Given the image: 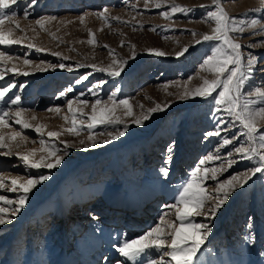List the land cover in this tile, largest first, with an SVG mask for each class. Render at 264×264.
Masks as SVG:
<instances>
[{"label": "rangeland", "instance_id": "374dc122", "mask_svg": "<svg viewBox=\"0 0 264 264\" xmlns=\"http://www.w3.org/2000/svg\"><path fill=\"white\" fill-rule=\"evenodd\" d=\"M145 3L146 0H37L31 5L29 0H19L11 5L16 13L14 20L23 29L14 31L13 37L26 38L20 44L0 45V51L12 57L0 63V71L16 69L5 71L4 78L0 79V88L14 86L5 100L0 101V114L10 113L6 117L10 127L0 128V134L7 137L8 133L18 131L21 136L10 142L11 155H3L7 149L0 148V178L5 182L0 195L16 199L19 193L7 191L12 179L23 182L40 174L51 178L29 194L26 207L11 223L0 225V264H24V257L26 264H42L43 258L38 256L42 246L49 252L44 256L45 264H134L120 255L118 246L125 240L145 235L161 223L162 217L168 221L175 219L174 209L166 206L176 203L200 160L209 155L218 157L201 166L217 170L216 180L203 182L209 193H213L218 183L233 176L243 177L258 166L256 158L242 159L235 153V147L247 146V137L243 134L246 130L226 111H217L218 106L211 97L181 98L186 88L190 91L202 83L201 77L215 78L212 73L202 71L200 65L217 42L195 43L203 34H211L215 26L214 22H204L206 13L215 10L212 0H167L160 8L154 6L155 0H148L147 7ZM173 4L191 11L164 18L161 13L170 11ZM223 7L245 29L243 33H230L243 46L245 65L249 54L257 60L241 99H251L250 107L254 111L264 108V101L248 95L254 88L264 89V43H261L264 41V0H223ZM104 9H107V21L97 16ZM44 17L57 19L46 22L41 29L35 20ZM80 17H84L83 22ZM251 21L257 22L255 28L249 27ZM12 27L5 22V30ZM90 32L95 43H89ZM29 44L35 47L30 48ZM185 46L189 51L178 57L176 53ZM148 49H158L166 55L156 56ZM110 50L114 54L110 55ZM25 59L31 63L24 64ZM114 59L127 61L120 76L98 70L108 69ZM61 64L65 67L61 68ZM113 93L117 102L129 100L133 115L127 116L126 109L120 105L115 116L124 123L97 124L89 129L91 105L97 99L111 105L109 98ZM17 95L20 104L12 105L10 99ZM69 100L73 101V110L86 114H76L79 135L66 131L72 127L73 118L68 110ZM157 104L169 107L153 113L143 125L133 122ZM17 107L25 110L22 118L32 127L24 129L15 123L11 113ZM55 108L60 109L59 113L48 111ZM33 116L35 120L31 119ZM257 123L264 132V120ZM125 124V135L110 140L108 133L123 130ZM217 130L219 136H206ZM49 132L61 134L49 137ZM90 135L94 140L88 139ZM224 138L232 139L233 143L222 147ZM41 140L45 145H41ZM104 140L110 142L103 144ZM65 142L71 147L58 168H29L20 159L35 149L32 159L38 161L47 155L41 151L43 147L51 144L63 150ZM94 142L96 146H92ZM169 146H172L171 153L167 151ZM169 156L171 163H166ZM163 168L168 169L167 177L162 175ZM107 185L112 189L106 195L111 205L106 219L102 212L90 210L95 209L91 202L98 197L103 199ZM241 185L231 191L214 218L192 217L193 222L206 223L212 229L197 254V264H264V173H257L246 183L241 180ZM150 192L152 197H148ZM165 193L170 195L169 205L159 203L157 209H150V200H156L157 205L164 200ZM213 203L210 199L204 210ZM63 204L68 206V215L62 218L54 211ZM82 207H86L89 218H95L81 220L83 225L75 235L73 231ZM126 213L130 214V220L124 219ZM54 222L61 224L55 231ZM88 222L98 230L91 238L87 236ZM39 232L53 233L55 242L35 239ZM60 232H64L66 241ZM162 254L163 250L149 249L136 264L159 260Z\"/></svg>", "mask_w": 264, "mask_h": 264}, {"label": "snow or ice", "instance_id": "6c2138e0", "mask_svg": "<svg viewBox=\"0 0 264 264\" xmlns=\"http://www.w3.org/2000/svg\"><path fill=\"white\" fill-rule=\"evenodd\" d=\"M19 0H0V45H13L20 44L22 38H14V31H23L17 21L14 20L16 13L11 10V5H15ZM167 0H155L154 6L156 8L162 7L163 3ZM31 5H35L37 0H29ZM148 6V0H146L145 7ZM212 6L215 10H210L206 13L204 17V22H214L215 26L211 30V34H203L201 39L195 41L196 44H201L203 42H217V45L212 48V51L207 55L202 64L200 65L201 70L205 72L212 73L214 79H208L206 77H201L202 83L192 90L185 89V92L181 95V98L189 97H201L207 99L211 97L215 104L218 106L217 111H226L229 116L233 118L235 122H239L241 126L246 130L244 135L247 137V146L241 144L239 147H235L234 151L236 154L240 155L242 159L252 160L254 158L258 161V166L254 167L250 173H245L243 177L233 176L231 179L218 183L214 188L213 193H209L204 186L203 182L212 179L216 180V169H208L203 166L206 161H211L217 159L213 155L207 156L205 159L200 160L199 166H197L190 174V179L183 185V190L180 191L176 203L169 205L171 209H174L175 219L173 221H168L161 218V223L156 227L152 228L145 235L140 236L136 239L125 240L120 246H118L117 251L121 256L126 258L127 261H132L134 264L138 262V258L144 256V254L149 249L163 250V254L159 260H149L147 264H197V254L201 251L202 246L205 244L209 234L211 233V227L206 223H195L192 221L194 216H206L207 218H214L218 210L225 204L228 200L231 191L235 189L236 186H242L241 180L246 183L252 176L257 173H264V132L258 127V121L264 120V108H259L253 110L250 105L253 103L251 99L244 98V88L246 83L250 82L253 69L256 66L257 60L254 56L249 54L247 57V64L244 63V55L241 51L242 45L237 42L230 33L238 32L243 33L245 29L240 25L236 24L233 17H231L228 12L223 7V0H212ZM202 8L210 7L207 5H200ZM191 9L182 7L179 5H172L170 11L162 12L161 15L169 19L171 16L177 12L187 13ZM107 9L102 12L97 13V16L101 19L108 20L109 17L105 15ZM24 18H28V13L25 12ZM57 19L56 17H44L42 19L35 20V24L41 29L44 28L46 22ZM84 17H80L81 22H83ZM112 19L119 20V17H112ZM9 22L13 25L12 28L5 30V22ZM257 22L251 21L249 24L250 28H255ZM155 31V29H152ZM34 31V29H33ZM194 36L196 33H192ZM92 39L89 43H95L94 34L89 33ZM264 43V41H261ZM123 46V43L121 44ZM28 47H35L29 44ZM107 47V46H105ZM134 48V46H133ZM40 50V49H38ZM151 54L156 56H165L166 53L158 49H148ZM189 51V48L185 46L176 55L183 56ZM114 54V50H110V55ZM53 55H59L58 53H53ZM134 58V54L133 57ZM12 59L7 53L0 51V63H6ZM31 61L25 59L24 64H30ZM126 60H113L112 64L109 65L108 69H98L100 71H108V74L114 77L121 75L125 65ZM61 68L65 67L63 64L60 65ZM95 67V66H93ZM245 67L247 71H245ZM72 69L69 68V71ZM5 71H16L15 67L11 69H5ZM5 71H0V79L4 78ZM28 75L27 72L23 73ZM83 79H87L84 77ZM81 81H77L80 83ZM12 85L4 88H0V101H4L7 94L11 91ZM167 87V86H165ZM219 90V91H218ZM69 92L72 91L71 88L68 89ZM92 91V89H89ZM216 93L215 96L213 94ZM95 94V93H94ZM61 95H66V93H61ZM116 93L109 98L111 100V105L102 102L97 99L92 107V114L88 117L90 123L88 128L92 129L97 124H110L118 125L124 123V121L115 116L116 108L122 105L126 109V115H133V108L129 100L123 99L118 102L114 99ZM249 96L254 95L258 100L264 101V89L254 88L249 91ZM12 105L20 104V97L17 95L14 99H10ZM73 101H68V110L73 113L72 127L66 129L67 132L73 135H79V130L76 122V114L79 112L80 115H86L82 110H73ZM81 104H87V101H79ZM143 107V106H141ZM168 104L159 105L147 109L141 116L135 118L133 121L137 125H143L144 121L151 118V115L158 111H164ZM24 109L17 107L14 113L11 115L15 118V123L21 125L22 128L27 129L32 127L25 119H23ZM48 111H55L59 113L60 109H48ZM10 113L8 111L0 114V128L10 127L9 121L6 119ZM31 119L35 120L36 117L33 116ZM64 119L67 121L68 117L65 116ZM39 132L40 128H36ZM127 131V125L125 124L123 130H119L115 133H108L110 140H116L121 136H124ZM61 133L49 132V137H58ZM220 135V131L209 132L206 136ZM21 136V132H10L7 134H0V148L7 149L3 155H11V141H15L17 137ZM89 140H94L90 135ZM110 140H104L103 144H108ZM41 145H45V141H40ZM83 143V141H81ZM233 140L224 138L222 141V147H226L232 144ZM92 146H96L95 142ZM71 145L65 142V147L61 150L54 145H47L41 149V151L46 152V156H41V158L36 161L32 159L35 153V149L31 153L20 156L26 167L35 169H55L58 168L64 156L68 154V148ZM168 153L172 152V146L167 149ZM166 163H171V157L166 161ZM232 161H229V166H231ZM162 175L164 177L168 176V169H161ZM211 172V176H209ZM50 175L40 174L39 176L29 177L23 182L19 179L11 180V187L7 188V191L14 193H19L15 200L9 199L3 195H0V225L6 223H11L12 219L15 218L17 214L21 212L27 205L29 194L36 189L39 185L43 184L45 181L49 180ZM5 187V182L3 178H0V188ZM213 200L214 203L207 211H205V206L209 200ZM9 212L11 215L9 216ZM167 215V214H165ZM247 239V238H246ZM168 257L169 259H165Z\"/></svg>", "mask_w": 264, "mask_h": 264}, {"label": "bare ground", "instance_id": "6f19581e", "mask_svg": "<svg viewBox=\"0 0 264 264\" xmlns=\"http://www.w3.org/2000/svg\"><path fill=\"white\" fill-rule=\"evenodd\" d=\"M3 46H5V45H3ZM24 114L25 113H23V117H24ZM104 189H105V191H104V194H103V199H99V197L97 198V201H93V202H91V205L93 206V207H95V209L93 208V210L91 209L90 210V212L91 211H94V210H96V211H100V212H102L103 214V217H106V219L108 218V213H110V203L107 201V196L106 195H108V193H109V190L110 189H112V187L111 186H105L104 187ZM110 193H111V190H110ZM150 195L148 196V197H152L153 195H152V193L150 192L149 193ZM147 197V198H148ZM163 197H164V200L163 201H158V204L157 205H155V202H156V200L155 201H152V200H150L151 202H150V209H155V207L157 206V207H159L160 206V204H164V205H169V203L167 204V202H168V200H170V195L168 194V193H165L164 195H163ZM158 200H160V198L158 199ZM165 201V202H164ZM97 203V204H96ZM160 203V204H159ZM106 206H108V207H106ZM157 207H156V209H157ZM68 206H67V204H63V205H61L60 207H58V208H56L55 209V213H58V214H60L61 216L60 217H64L65 215L67 216L68 214L66 213L67 211H68ZM105 209V210H104ZM84 210V211H83ZM175 211V210H174ZM80 213H81V215H79L78 214V219L76 220L77 222L75 223L76 224V228L74 229V233H75V235L76 234H78V233H76V231L78 230V229H80L81 227H82V225H83V223L81 222V220H83V219H93V218H95V217H88L89 216V214L87 215V212H86V207H82V209H81V211H80ZM146 213V212H145ZM123 215H125V218L124 219H126V220H130L129 219V216H130V214H123ZM91 216H93L92 214H91ZM95 216V215H94ZM110 217H112V215L110 216ZM111 224V223H110ZM53 226H54V229H53V231H55L57 228H59L60 226H61V224L60 223H56V222H54L53 223ZM88 229H87V236L89 237L90 236V238L95 234V233H98V230L96 229V226L95 225H93L92 223H90V222H88ZM52 231V232H53ZM125 232V231H124ZM29 233H30V235H29V237H33V235L34 234H32V232H31V227H30V229H29ZM80 233V232H79ZM81 233H82V230H81ZM39 235H37V237H35V239L36 238H38L37 240H40V238H43L44 239V241L45 242H47V243H53V242H55V235L53 236L52 234L53 233H49V234H47V233H43V232H39L38 233ZM130 234V233H129ZM59 235H61V237H64L65 238V241H66V236H65V234H64V232H60V234ZM96 235V234H95ZM41 236V237H40ZM94 237V236H93ZM128 238V237H127ZM78 241H79V239H77ZM43 242V241H42ZM79 243V242H78ZM35 245H38V241L36 242V244ZM42 246V245H41ZM80 246V245H79ZM46 248H44L43 246L42 247H40V249H38L39 251V253H38V256H41L43 259H42V264H45V262L47 261V260H45L44 259V256L45 255H47L49 252H47L46 250H45ZM53 249V248H52ZM78 251V250H77ZM33 252V251H32ZM48 257V256H47ZM26 257H24V261H25V263L24 264H26L27 263V260L25 259ZM23 261V260H22ZM21 261V262H22ZM21 264V263H20Z\"/></svg>", "mask_w": 264, "mask_h": 264}]
</instances>
